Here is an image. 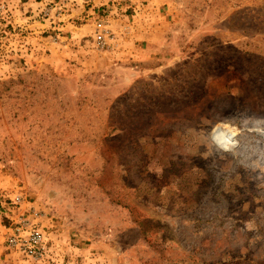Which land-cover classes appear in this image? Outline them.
<instances>
[{
    "label": "rangeland",
    "instance_id": "1",
    "mask_svg": "<svg viewBox=\"0 0 264 264\" xmlns=\"http://www.w3.org/2000/svg\"><path fill=\"white\" fill-rule=\"evenodd\" d=\"M17 194L47 264H264V0H0V264H46Z\"/></svg>",
    "mask_w": 264,
    "mask_h": 264
},
{
    "label": "built area",
    "instance_id": "2",
    "mask_svg": "<svg viewBox=\"0 0 264 264\" xmlns=\"http://www.w3.org/2000/svg\"><path fill=\"white\" fill-rule=\"evenodd\" d=\"M112 34L110 28L101 27L99 24L95 35L98 48L106 47L109 40L113 38ZM14 204L18 210H14L6 226L5 248L7 252L23 262L50 263L54 246L43 226L41 211L21 194L15 196Z\"/></svg>",
    "mask_w": 264,
    "mask_h": 264
}]
</instances>
